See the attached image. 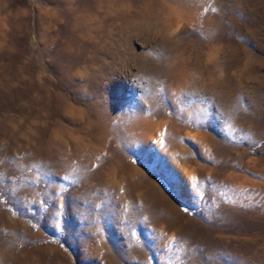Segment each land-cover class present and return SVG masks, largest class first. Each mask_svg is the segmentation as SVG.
<instances>
[{
    "label": "rangeland",
    "instance_id": "374dc122",
    "mask_svg": "<svg viewBox=\"0 0 264 264\" xmlns=\"http://www.w3.org/2000/svg\"><path fill=\"white\" fill-rule=\"evenodd\" d=\"M0 264H264V0H0Z\"/></svg>",
    "mask_w": 264,
    "mask_h": 264
}]
</instances>
